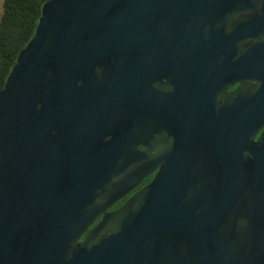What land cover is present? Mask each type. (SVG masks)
Instances as JSON below:
<instances>
[{
	"label": "water",
	"instance_id": "water-1",
	"mask_svg": "<svg viewBox=\"0 0 264 264\" xmlns=\"http://www.w3.org/2000/svg\"><path fill=\"white\" fill-rule=\"evenodd\" d=\"M165 1L44 5L0 90V264H264V132L254 140L264 120L249 124L248 154L229 157L228 171L170 155L149 186L107 213L164 157L148 153L161 128L149 121L161 85L151 63L165 39L196 36V13ZM121 104L134 118L135 169L125 176L118 156L92 147L115 131Z\"/></svg>",
	"mask_w": 264,
	"mask_h": 264
},
{
	"label": "flooded vegetation",
	"instance_id": "flooded-vegetation-1",
	"mask_svg": "<svg viewBox=\"0 0 264 264\" xmlns=\"http://www.w3.org/2000/svg\"><path fill=\"white\" fill-rule=\"evenodd\" d=\"M165 2L168 10L196 13L192 17L196 36L176 38L171 45L165 39L161 60L151 63L161 85L151 89L148 97L149 121L161 128L159 140L157 135L152 136L148 153L151 159L164 157L152 162V174L107 213L119 210L149 186L170 155L201 157L205 170L228 171L223 165L229 157L248 154L249 124L264 120V0ZM123 107L121 104L115 131L92 147L108 157L118 156L117 167L125 176L127 170L131 174L135 169V161H131L135 146L133 113L129 109L127 116ZM175 124L181 128L171 133L170 126ZM191 132L197 134L191 136ZM263 132L264 128L256 134L255 142ZM88 150V143H84V153ZM102 219H97L82 240Z\"/></svg>",
	"mask_w": 264,
	"mask_h": 264
},
{
	"label": "trees",
	"instance_id": "trees-1",
	"mask_svg": "<svg viewBox=\"0 0 264 264\" xmlns=\"http://www.w3.org/2000/svg\"><path fill=\"white\" fill-rule=\"evenodd\" d=\"M49 0H4L0 20V90L19 53L35 34Z\"/></svg>",
	"mask_w": 264,
	"mask_h": 264
},
{
	"label": "rangeland",
	"instance_id": "rangeland-1",
	"mask_svg": "<svg viewBox=\"0 0 264 264\" xmlns=\"http://www.w3.org/2000/svg\"><path fill=\"white\" fill-rule=\"evenodd\" d=\"M3 1L4 0H0V20H1L2 14H3Z\"/></svg>",
	"mask_w": 264,
	"mask_h": 264
},
{
	"label": "crops",
	"instance_id": "crops-1",
	"mask_svg": "<svg viewBox=\"0 0 264 264\" xmlns=\"http://www.w3.org/2000/svg\"><path fill=\"white\" fill-rule=\"evenodd\" d=\"M3 3H4V1H3Z\"/></svg>",
	"mask_w": 264,
	"mask_h": 264
}]
</instances>
